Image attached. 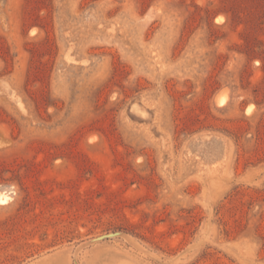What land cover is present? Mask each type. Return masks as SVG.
I'll return each mask as SVG.
<instances>
[{"label":"rangeland","instance_id":"374dc122","mask_svg":"<svg viewBox=\"0 0 264 264\" xmlns=\"http://www.w3.org/2000/svg\"><path fill=\"white\" fill-rule=\"evenodd\" d=\"M0 195V264H264L257 1L0 0Z\"/></svg>","mask_w":264,"mask_h":264},{"label":"water","instance_id":"95a60500","mask_svg":"<svg viewBox=\"0 0 264 264\" xmlns=\"http://www.w3.org/2000/svg\"><path fill=\"white\" fill-rule=\"evenodd\" d=\"M126 235L122 232H114V233H108V234H105V235H101V236H98V237H95L91 240H88L86 242V245H91V244H94V243H98V242H101L105 239H110V238H115V237H125Z\"/></svg>","mask_w":264,"mask_h":264},{"label":"trees","instance_id":"16d2710c","mask_svg":"<svg viewBox=\"0 0 264 264\" xmlns=\"http://www.w3.org/2000/svg\"><path fill=\"white\" fill-rule=\"evenodd\" d=\"M256 1H257V6H259L264 12V0H256ZM256 104L259 105V103Z\"/></svg>","mask_w":264,"mask_h":264},{"label":"bare ground","instance_id":"6f19581e","mask_svg":"<svg viewBox=\"0 0 264 264\" xmlns=\"http://www.w3.org/2000/svg\"><path fill=\"white\" fill-rule=\"evenodd\" d=\"M0 198H1V195H0ZM4 201H5V199H4Z\"/></svg>","mask_w":264,"mask_h":264}]
</instances>
